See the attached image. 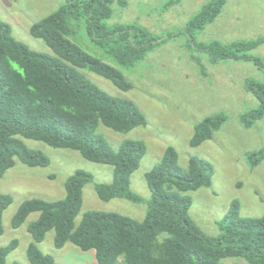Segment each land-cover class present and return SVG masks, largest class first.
I'll return each instance as SVG.
<instances>
[{
  "label": "trees",
  "instance_id": "16d2710c",
  "mask_svg": "<svg viewBox=\"0 0 264 264\" xmlns=\"http://www.w3.org/2000/svg\"><path fill=\"white\" fill-rule=\"evenodd\" d=\"M182 1L171 0L167 7ZM227 2L210 1L184 32L161 39L137 25L108 27L113 0H65L57 12L31 28V35L44 41L54 55L36 52L18 41L11 25L0 20V178L17 160L30 167L50 165L43 152L26 145L28 139L111 166L113 182L96 184L102 201L144 202L133 191L131 179L147 154V146L129 140L115 151L97 130L103 124L115 132L129 133L147 126V117L136 103L112 97L81 72L90 70L123 91L133 87L121 70L86 52L72 38L83 27L94 44L130 68L171 38L186 34L195 41V35L215 22ZM263 44L260 38L196 46L206 51L213 63L248 61L264 72V61L250 55ZM245 88L261 103L242 116L243 125L252 128L264 119V84L248 80ZM225 121V116L216 115L198 123L191 147L213 139ZM263 160L264 150L250 154L253 168ZM214 171L210 162L198 157H191L189 168L183 169L177 150L169 147L160 163L146 174L152 199L143 221L115 212L89 211L77 225L84 189L94 182L91 173L79 170L68 179L64 199L27 200L12 225L19 229L32 214H40L28 227L33 237L27 251L31 264H59L39 247L51 231L55 232L56 248L71 243L84 252L94 251L98 264H222L226 258L264 264V215L242 217L240 202L235 201L219 222L221 234L217 237L205 234L190 216L193 202L185 194L212 187ZM13 202L12 195L0 193V236L5 232L4 214ZM17 247V240L0 247V264H7Z\"/></svg>",
  "mask_w": 264,
  "mask_h": 264
},
{
  "label": "rangeland",
  "instance_id": "374dc122",
  "mask_svg": "<svg viewBox=\"0 0 264 264\" xmlns=\"http://www.w3.org/2000/svg\"><path fill=\"white\" fill-rule=\"evenodd\" d=\"M171 0H113L112 17L108 27L137 25L154 36L164 39L184 32L203 6L212 0H184L167 7ZM65 0H0V20L9 23L14 37L32 50L54 55L40 39L31 35L32 26L57 12ZM264 39V0H228L214 23L195 35V41L186 34L171 38L151 50L147 57L134 65L119 64L107 50L94 44L85 29L79 28L72 38L86 52L121 70L132 89L123 91L109 80L81 70L92 82L114 98L129 99L145 114L147 126L129 133H118L101 124L97 133L117 151L129 140H139L147 146V154L131 182L134 192L144 202L126 199L102 201L96 184L112 183L111 166L86 160L79 152L55 149L42 142L25 139L26 145L43 152L49 159L47 167H30L20 160L0 178V193L10 194L13 204L4 214V234L0 247L18 241V247L8 256L7 264H31L27 251L33 243L28 231L40 214H32L19 229L13 228V219L27 200L41 198L48 201L66 197V183L77 171L94 176V182L84 189V204L76 220L80 224L89 211L115 212L138 221L146 218L152 192L146 174L162 160L167 149L174 147L183 169L189 168L191 157H198L214 166L212 187H205L185 195L191 197L190 216L202 231L212 237L221 234L219 222L229 213L235 201L240 202L242 217L264 215V160L252 167L250 154L264 150V119L252 128L242 123L243 114L258 109L260 101L247 92L248 80L264 84V72L248 61L213 63L209 54L196 46L219 42L230 45ZM264 61V44L250 53ZM223 115L226 121L214 138L200 147H191L195 126L204 119ZM55 232L47 234L39 245L46 255L59 264H98L94 251L84 252L69 243L63 249L55 247ZM222 264H248L243 259L226 258Z\"/></svg>",
  "mask_w": 264,
  "mask_h": 264
}]
</instances>
